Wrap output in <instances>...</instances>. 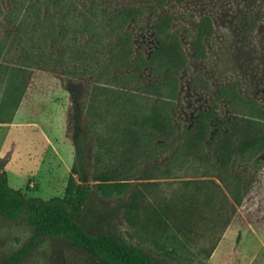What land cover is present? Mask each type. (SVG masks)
Here are the masks:
<instances>
[{
  "label": "rangeland",
  "instance_id": "rangeland-1",
  "mask_svg": "<svg viewBox=\"0 0 264 264\" xmlns=\"http://www.w3.org/2000/svg\"><path fill=\"white\" fill-rule=\"evenodd\" d=\"M241 11L260 14L252 32L240 22ZM205 18L211 31L201 38L199 58L193 42ZM161 19H168L164 33L177 40L184 59L171 85L153 56L161 49L156 35ZM119 50L121 56L115 54ZM93 64L108 67L112 77L105 81L112 89L144 97L134 101L140 108L169 95L173 135L144 131L152 136L128 163L130 185L153 182L138 187L151 205L167 210L183 181L201 182V194L212 187L205 181H213L228 204L215 190L213 206L196 209L190 218L192 234L182 236L171 227L163 234L175 233L176 243L145 233L137 223L130 227L114 197L103 199L93 191L78 221L89 232L108 233L168 264H264V146L255 154L233 153L222 172L229 185L239 182L238 206L229 205V195L211 170L218 143L234 148L251 107L264 112V0H0V159L10 188L41 200L62 195L73 160L65 86L75 84L88 102ZM203 111L209 116L201 146L178 149ZM82 121L89 180L93 136L89 120L82 115ZM169 159L173 167L168 174H149ZM147 175L151 178L145 180ZM178 213L167 218L178 221ZM30 234L22 221L0 217V264ZM19 264L96 263L66 242L46 238Z\"/></svg>",
  "mask_w": 264,
  "mask_h": 264
},
{
  "label": "trees",
  "instance_id": "trees-1",
  "mask_svg": "<svg viewBox=\"0 0 264 264\" xmlns=\"http://www.w3.org/2000/svg\"><path fill=\"white\" fill-rule=\"evenodd\" d=\"M259 19L260 14L250 15L241 11L239 15L240 22L248 32L255 29ZM167 25L168 19H161L157 23L156 35L161 49L153 53V56L160 61L159 68L165 70L167 85H171L184 59L177 40L164 33ZM210 31L211 25L205 18L200 23L193 42L194 53L199 58L203 57L201 38ZM115 54L121 56L122 52L119 50ZM90 75L93 82L88 102L81 100L75 84L69 83L65 86L70 101L69 121L66 120V125L67 130L68 126L70 129L68 137L73 147V160L60 197L41 200L24 196L20 190L10 188L3 170L4 162L0 159V217L11 222L22 221L31 230L30 236L2 264H19L37 243L46 238L66 242L90 256L96 264H168L131 244L119 241L108 233L87 231L78 218L90 202L91 192H95L103 199L114 197L120 207L123 220L130 227H134L137 223L145 233H150L151 236L156 233L163 240L170 238L175 243L177 241L175 233L178 232L182 236L192 234L193 226L190 218L195 216L194 211L210 209L216 196L214 191L217 190V194L218 191L222 193L213 181H205L212 187L203 194L198 192L201 182L183 181L180 193L176 198L171 199L172 208L166 210L151 205L138 186L148 184L153 186L154 183L145 181L131 186L126 179L130 172L128 163L141 154L143 147L141 143L151 139L152 135L144 133L145 130L165 138L173 135L174 129L168 115L169 95L160 96L152 105L140 108L134 105V101L143 100L144 97L112 89L105 81L110 76L107 66L91 65ZM19 97L15 99V106L19 102ZM255 110L258 114H254ZM82 115L89 120L87 126L93 136L92 173L89 180L86 177L85 147L81 139ZM108 116L110 121L107 119ZM208 116L207 111L198 114L195 130L185 137L182 145H178V149L192 151L201 146L207 133ZM243 123V133L234 148L227 142L218 143L217 161L211 166V170L216 172L213 176L222 183L229 195L232 202L229 205H232V208L240 204L242 190L239 182L229 185L227 177L222 176L230 156L233 153L255 154L264 146V112L259 113L253 105ZM172 165L173 161L169 159L166 164L153 168L149 174L153 172L168 174L172 170ZM149 177L150 175H147L144 179L148 180ZM222 199L227 205L223 193ZM174 211H179L178 221L174 216L172 219L167 218ZM225 225L226 223L223 224L220 235ZM169 227L175 233L163 235L170 229ZM213 247L214 244L211 249ZM209 252L205 255L206 258Z\"/></svg>",
  "mask_w": 264,
  "mask_h": 264
},
{
  "label": "crops",
  "instance_id": "crops-1",
  "mask_svg": "<svg viewBox=\"0 0 264 264\" xmlns=\"http://www.w3.org/2000/svg\"><path fill=\"white\" fill-rule=\"evenodd\" d=\"M12 120V119H11ZM10 123V122H9ZM4 165H5V163H4ZM4 170V169H3Z\"/></svg>",
  "mask_w": 264,
  "mask_h": 264
}]
</instances>
